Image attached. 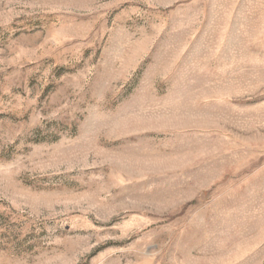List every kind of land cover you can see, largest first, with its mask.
<instances>
[{
  "label": "rangeland",
  "instance_id": "obj_1",
  "mask_svg": "<svg viewBox=\"0 0 264 264\" xmlns=\"http://www.w3.org/2000/svg\"><path fill=\"white\" fill-rule=\"evenodd\" d=\"M0 264H264V0H0Z\"/></svg>",
  "mask_w": 264,
  "mask_h": 264
}]
</instances>
